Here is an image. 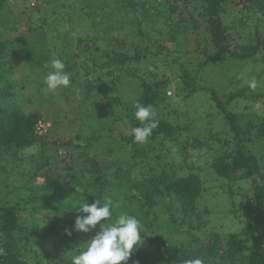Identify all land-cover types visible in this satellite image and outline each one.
Listing matches in <instances>:
<instances>
[{
    "label": "trees",
    "instance_id": "obj_1",
    "mask_svg": "<svg viewBox=\"0 0 264 264\" xmlns=\"http://www.w3.org/2000/svg\"><path fill=\"white\" fill-rule=\"evenodd\" d=\"M32 1L46 10V25L55 16L49 26L60 32L68 28L58 11L72 10L68 30L84 32L80 54L100 51V37L110 50L90 59L102 63L89 69L69 45L61 49L52 41V52L45 39L47 50L40 48L44 39L34 36L45 27L31 17L10 25L26 35L0 38V264H71L99 225L71 236L66 230L74 229L81 201L97 200L111 201L109 222L130 214L142 225L143 241L127 264H183L197 257L204 264H264V0H113L111 7L106 0ZM9 4L0 0V29ZM102 21L108 23L101 27ZM189 38L194 47L184 49ZM35 58L44 63L33 64ZM55 58L65 63L71 83L46 91ZM142 61L162 72L126 68ZM233 61L260 68L220 77L219 64ZM111 64L117 79L103 80ZM167 72L176 77L187 115L206 122L208 135L194 133L172 107ZM253 77L255 90L245 83ZM111 90L116 95L108 97ZM121 92H135L134 100ZM202 95L206 105L192 106ZM60 98L70 112L49 118L31 109L36 100ZM136 102L151 105L158 121L144 144L131 135L139 125ZM57 126L60 137L53 135ZM205 184L223 189L238 229L202 236L205 216L214 214L201 205Z\"/></svg>",
    "mask_w": 264,
    "mask_h": 264
},
{
    "label": "rangeland",
    "instance_id": "obj_2",
    "mask_svg": "<svg viewBox=\"0 0 264 264\" xmlns=\"http://www.w3.org/2000/svg\"><path fill=\"white\" fill-rule=\"evenodd\" d=\"M51 1H53V0H51ZM112 2H113V0H106L105 5L111 7L114 5V3H112ZM9 5L10 6H8L6 11H5L6 24L0 29V38L8 37L7 35H11V36L19 35V34H21L23 36L26 35L27 32L25 30H20L17 33H13V31L10 30V25L14 23V20L17 21L18 23L19 22L25 23L27 20H29V17H31L30 22L33 25H36V26L44 25V27H45L43 29L44 30L43 32L34 36V37H37L38 39H44L40 42V44H41L40 48L47 50V46H44L45 45V43H44L45 39L49 41V46H50V48H52V52H54V47H55V46H53L54 44L52 43V41H56L57 42L56 45L58 47L60 46L61 49H63L64 46L69 45L74 51H76V55L79 54V61L81 63L84 62L86 64V66L88 65L89 69H91L92 67H93V69H95L94 66L98 67V63H102L98 59H97V63H93L90 59H93L96 56L98 57L101 54L104 57L106 50H110L109 49V47H110L109 42L106 40H103L102 37H100L101 38V41L99 42L100 51H98V52L96 51V52H94V54L88 53L87 56L79 53L80 47H79L78 42H79L80 38L84 37V35H82V33H84V32H81V33H79V35H77L78 33H75L73 31V29L68 30L71 27V21L69 20L68 15H70L72 13V10L70 8H67L68 6L63 7V8L61 7V9L58 11V12H60L59 15H62L61 17H63V23L62 24L65 25L66 28H68V29H66V31L64 30L63 32H60L59 26H56V28L50 27V26L53 27L54 23L57 22L55 19V16H51L54 18L49 17L48 21H49L50 26L46 25L45 15H47V14L45 12L46 10L44 8H42L41 4H37L36 2H34L32 0H10ZM52 5H53V2H52ZM58 5H60V6L63 5L62 1L59 2ZM106 14H107V12L105 13V16H106ZM132 16L135 18L138 17L135 15H132ZM16 17H17V19H16ZM141 17L143 18V20H145V18H146L143 14L140 16V18ZM9 18H10V20H9ZM97 22H98V20H97ZM104 22L105 21H102L100 23L101 27L105 26L108 23V21H106L105 23ZM96 27L98 28L97 24H96ZM84 28H85L84 26H83V28L81 27V29H84ZM68 31H69V35L67 34ZM151 32L152 31L150 30V33ZM159 33H160V31H159ZM89 35L90 36H92V35L96 36L93 31H89ZM90 45L92 46L91 43H90ZM105 47L107 48L106 50H104ZM183 47H184V49L190 48V47L193 48L194 47L193 39L190 40V38H189L188 43L186 45H184ZM48 52L52 53L50 51V49ZM64 58H66V56ZM31 61H33V64H36V63L43 64L44 63L43 59H36L35 58V59H31ZM30 64H32V63L30 62ZM45 66H47V64ZM122 66H125V65H122ZM113 67H115V66L112 64L110 66L105 67V72L103 74V77H104L103 80L111 79V81H113L114 79H117L116 78L117 67L112 70ZM218 67H220V68H218ZM218 67H217L218 68L217 72L219 70L222 71V73L218 74V75H220V77H222V78H225L226 73H229V72L231 73L234 70H235V73L237 70L238 72L247 76L252 71H258L260 68V65L259 66H258V64L254 65L251 62L250 63H244L241 61H233V62H224L222 64H219ZM21 68H23V67H21ZM126 68H129L130 71H135L138 73H142L144 75L150 69H153V71L156 70V72L157 71L162 72V68H156L155 65H153V64L148 65V62H143V61L139 62V63H132L129 65L126 64ZM27 69L28 68L22 69V72L27 71ZM84 69H85V72L88 71V68L84 67ZM41 71H42V68L38 69V72H41ZM110 71H112L111 73L113 75L109 74ZM88 74H91V72H89ZM167 74L170 75V78H173L171 80L172 81L171 87L169 88V90L173 91V95L170 96V97H172V101H173L172 107L179 108L180 113L182 115L184 114L183 116L187 119V122L185 124H187L194 133L198 132L200 134L202 133L204 135H208L207 129L203 127L206 122L204 123L199 119H191L187 115L186 110H185V103L181 101L182 100L181 98L176 96V92H175L176 77L173 75L172 72H167ZM209 74L211 76L215 77V75L217 73L214 72V74H211L209 71ZM91 76H92V74H91ZM101 81H102V79H101ZM112 88H114V86ZM26 91H29V89ZM121 93L124 95L127 92H121ZM203 93L204 92H199L198 94H203ZM134 94H135V92L131 93L130 95L126 94V96L124 95V97H126V99L129 101L130 100L133 101L134 100ZM113 95H116V90L109 91L108 97H112ZM203 97L204 96L202 95V99H195V101L191 100V103H192L191 105L194 106L197 104L200 107H203L204 105H206L205 99ZM54 100L55 99H48L47 101L36 100V102L31 106V109H33V108L41 109L46 113L47 117H49V118L54 117V116L56 117V115L60 116V115L64 114L65 111L70 112V109H68L69 108L68 106H70V105L66 104L67 102L64 101L63 98L57 99L55 102H54ZM74 101L75 100H72V103ZM76 105H77V103H76ZM172 107L167 109V111L168 110L171 111ZM58 120H59V118H58ZM127 127H128V125L126 124V128ZM60 130H61V126H57L53 132V135L55 137H60V135L58 134ZM69 136L70 135H68L66 137H69ZM98 151L101 152V149L98 148ZM62 163L64 165H66L65 162H62ZM204 186H205L206 191L204 193V199L202 197L203 202L201 203V205L204 207H208V208L212 209V211L214 210L213 211L214 214L205 216V220H204L205 224L203 225V228H202L204 233L202 236L206 235L207 233L210 234L212 231H216V232H219L221 234H226L229 231L232 232V231L238 229L240 227L239 222H238L239 218L232 213H230V217H229V212H228V210H229L228 209V206H229L228 202L229 201H228L227 195L221 191L222 188H220V190H217L218 187H213L211 184H209V185L205 184ZM218 191H220L221 197L217 196ZM226 211H227V213H226Z\"/></svg>",
    "mask_w": 264,
    "mask_h": 264
},
{
    "label": "clouds",
    "instance_id": "obj_3",
    "mask_svg": "<svg viewBox=\"0 0 264 264\" xmlns=\"http://www.w3.org/2000/svg\"><path fill=\"white\" fill-rule=\"evenodd\" d=\"M65 69L66 65L61 59L55 58L50 61L49 70L44 78L46 91L54 92L70 86V74ZM245 83L252 90L257 87L254 77ZM133 107L134 118L139 121V125L131 129L133 142L144 144L158 127L156 113L151 105L145 106L136 102ZM79 204L81 207L74 229L66 230V234L71 236L72 231L90 233L97 225L99 231L85 244L84 250L72 257L71 264H127L143 241L142 225L138 218L130 214H121L109 222L112 216L110 200H106L102 205L100 200L92 204L81 201ZM183 264H204V260L199 257L191 258L184 260Z\"/></svg>",
    "mask_w": 264,
    "mask_h": 264
},
{
    "label": "built area",
    "instance_id": "obj_4",
    "mask_svg": "<svg viewBox=\"0 0 264 264\" xmlns=\"http://www.w3.org/2000/svg\"><path fill=\"white\" fill-rule=\"evenodd\" d=\"M173 93V91L172 90H168V94L170 95V94H172Z\"/></svg>",
    "mask_w": 264,
    "mask_h": 264
}]
</instances>
